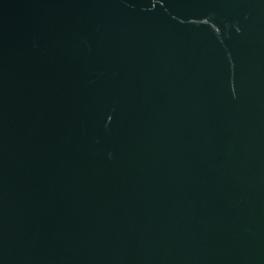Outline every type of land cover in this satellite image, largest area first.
Masks as SVG:
<instances>
[{
    "label": "water",
    "instance_id": "obj_1",
    "mask_svg": "<svg viewBox=\"0 0 264 264\" xmlns=\"http://www.w3.org/2000/svg\"><path fill=\"white\" fill-rule=\"evenodd\" d=\"M0 264H264V0H0Z\"/></svg>",
    "mask_w": 264,
    "mask_h": 264
}]
</instances>
